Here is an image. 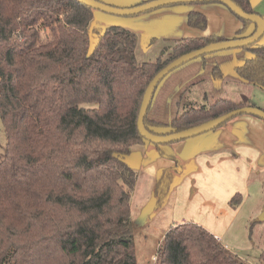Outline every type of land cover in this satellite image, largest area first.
<instances>
[{
  "label": "trees",
  "instance_id": "1",
  "mask_svg": "<svg viewBox=\"0 0 264 264\" xmlns=\"http://www.w3.org/2000/svg\"><path fill=\"white\" fill-rule=\"evenodd\" d=\"M231 1L256 14L249 0ZM208 4L221 3L166 8ZM231 14L242 23L235 39L254 33L252 23ZM95 18L96 11L75 0H0V264H136L130 203L138 174L126 158L132 146L151 144L137 129L144 92L173 60L226 40H169V50L153 62H139L138 35L118 25L98 27ZM186 24L204 31L207 21L189 11ZM244 49L251 56L234 72L264 90V47ZM213 73L222 75L219 68ZM241 99L190 103L170 123L149 118V106L144 125L155 135L180 132L249 105ZM172 160L158 192L178 169ZM240 202L239 194L230 200ZM155 264L247 263L187 220L165 232ZM257 264H264V246Z\"/></svg>",
  "mask_w": 264,
  "mask_h": 264
},
{
  "label": "rangeland",
  "instance_id": "2",
  "mask_svg": "<svg viewBox=\"0 0 264 264\" xmlns=\"http://www.w3.org/2000/svg\"><path fill=\"white\" fill-rule=\"evenodd\" d=\"M96 1L117 8H130L138 6L146 0ZM249 2L251 7L256 8L259 15L264 19V0H249ZM162 9H166V7L133 17L112 16L99 11H96V14L98 16L111 17L120 22L122 20L130 21L138 17L149 16ZM139 22L140 20L134 23L138 25ZM158 24L153 22V20H149L147 26L152 28V31L147 29L146 31L143 29L136 31L133 26L129 25V22L124 26L118 24V26L138 35V42L135 48V58L137 61L153 62L165 50H169L171 46L170 41L180 39L156 33ZM95 25L104 27L98 18H95ZM152 38L153 40H151ZM262 43H264V35L258 40L256 46ZM250 56V53L244 48H237L206 54L182 64L166 75L157 85L148 111V117L164 123H170L190 103L194 107L208 106L216 99H229L237 102L241 98H245L248 100V103H253L256 107L263 110L264 90L242 81L234 72V68L242 65ZM190 68H194V72ZM215 68L220 69L221 77H218L216 74V77L214 76L213 71ZM178 143H181V141L174 144L161 145L158 148L153 146V155L147 156L145 153L146 145L136 144L131 147L130 154L126 158L129 167L138 174L130 203L133 249L136 264H155L154 258L157 256L159 242L168 228L174 223L188 220L202 227L205 226L206 217L198 216L196 211V215L192 216L191 210L185 206L184 195L182 193L179 194L177 184H175L177 180L173 179L175 182L171 184V179V185L169 184L167 190L158 192V179L155 182L152 179V174L157 168V160L160 162L168 160L174 162L172 157L176 158L174 150H176L175 145ZM4 145L5 135L0 121V152ZM146 160H149L148 164H146ZM168 170L170 168L162 169L157 178ZM169 173H174V171H169ZM262 184L261 186L264 188V183L262 182ZM242 201L243 197L241 196ZM252 203L253 207L248 204L245 206V208L250 210V215L246 218L245 227H239L242 237L239 241H236L240 246L245 245L244 251H239V248L236 249L250 264H257L258 254L264 246V191H262L261 196L253 199ZM243 216L245 215L242 214L240 217ZM204 228L208 230L210 227ZM230 244L233 249L234 246L232 243ZM233 244L236 245V243Z\"/></svg>",
  "mask_w": 264,
  "mask_h": 264
},
{
  "label": "crops",
  "instance_id": "3",
  "mask_svg": "<svg viewBox=\"0 0 264 264\" xmlns=\"http://www.w3.org/2000/svg\"><path fill=\"white\" fill-rule=\"evenodd\" d=\"M252 10L259 15L253 6ZM189 11L205 15L207 26L204 31L188 27L186 15ZM96 18L104 27L118 24L124 26L129 22L136 31H152L147 25L149 20H153L159 23L156 33L178 38L217 36L226 40L235 39L236 32L242 27V23L222 4L166 8L130 21L118 22L97 14ZM138 20L140 22L136 25L134 22ZM253 29V25L249 26L247 33H251ZM255 47H264V43L257 46L255 44ZM190 69L194 72V68ZM241 116L243 117H235L221 127L175 145L174 155L179 169L172 173L171 184L177 180V190L184 195L185 206L191 210V215H196V211L198 216H205L203 227H210L208 231L226 249L250 264L239 252L244 251L245 245L240 246L236 241L242 237L239 227H245L246 218L250 215V210L245 206L248 204L253 207L252 200L261 196L264 191L261 186L264 183V121L249 115ZM145 147L146 156L153 155V145ZM156 162L157 168L152 174L154 182L162 169L175 167V163L170 160ZM148 163L149 160H146V164ZM236 194L241 195L243 201L232 206L230 200ZM242 214L245 216L240 217ZM230 243L234 246L233 249Z\"/></svg>",
  "mask_w": 264,
  "mask_h": 264
},
{
  "label": "water",
  "instance_id": "4",
  "mask_svg": "<svg viewBox=\"0 0 264 264\" xmlns=\"http://www.w3.org/2000/svg\"><path fill=\"white\" fill-rule=\"evenodd\" d=\"M76 2L83 4L94 11H99L105 14L118 17H133L138 16L159 8L167 7L170 5H186L197 2H218L225 6L229 11L235 14L237 17L244 21H248L255 26V31L252 35L242 38L229 39L220 42H215L208 44L200 49L194 50L190 53L184 54L179 58L173 60L167 66H165L161 71H159L147 86L140 106L138 118H137V129L142 138L150 142L152 145H166L183 140H187L207 132H210L227 121L241 116L249 115L261 119L264 121V110L256 107L253 103H249L248 106L235 109L227 114H224L218 118L209 120L201 125L168 134V135H155L150 133L144 125V118L151 104L154 91L159 84V82L166 77L171 71L175 70L177 67L190 60L198 58L206 54H212L219 51L231 50L237 48H245L250 45L256 44L258 40L264 35V19L258 14H248L244 12L240 7H238L231 0H151L146 3L139 4L138 6L130 8H117L96 0H75Z\"/></svg>",
  "mask_w": 264,
  "mask_h": 264
},
{
  "label": "built area",
  "instance_id": "5",
  "mask_svg": "<svg viewBox=\"0 0 264 264\" xmlns=\"http://www.w3.org/2000/svg\"><path fill=\"white\" fill-rule=\"evenodd\" d=\"M155 259V258H154Z\"/></svg>",
  "mask_w": 264,
  "mask_h": 264
}]
</instances>
